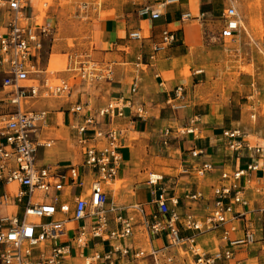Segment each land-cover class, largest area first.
<instances>
[{
	"label": "built area",
	"instance_id": "1",
	"mask_svg": "<svg viewBox=\"0 0 264 264\" xmlns=\"http://www.w3.org/2000/svg\"><path fill=\"white\" fill-rule=\"evenodd\" d=\"M180 1L163 0L157 6L147 3L139 14L155 20L163 14L161 7ZM225 2L219 36L235 40L243 28L239 0ZM32 8L33 0H0V264H214L233 259L238 246L261 243L264 249V238H258L250 227L232 238V233L239 230L237 221L248 211L252 173L264 168L256 160L264 159V140L255 143L250 133L240 128L223 131L226 146L237 158L247 152L252 159L245 167L222 169L210 195L198 189L181 198L162 184V174L151 172L148 182L159 185L154 207L109 204L107 187L115 182L123 158L120 130L104 126L100 120L124 117L126 109L137 118L146 117L145 106L132 99L139 89L137 79L131 84V95L113 97L100 107L95 108L91 101L70 103L68 110L80 117L70 124L82 153L80 162L38 163L39 150L54 146L58 138L47 133L51 111L35 108L33 103L68 98L77 83H110L116 72L114 62L96 60L88 50L77 49L68 51L64 75L58 74L59 70L38 67L34 58L40 56L47 41L54 40L56 30L51 20H39L38 14H32ZM206 15L205 11L194 14L189 10L182 13V19L202 20ZM130 37L141 40L144 35L134 30ZM177 41V30L163 29L161 40L152 44L150 60L156 58L157 51ZM259 48L264 52V36ZM143 55L136 56L137 67L146 63ZM202 72L203 68L196 70ZM185 92V85L177 84L167 103L176 109L186 106ZM251 108L253 120L258 115L264 117V107L258 110L253 104ZM198 120L195 116L190 126L178 128L177 133L199 138ZM172 133L171 127L164 129V146ZM202 153L200 148L190 150L194 157ZM187 170L203 178L215 166L206 161ZM259 181L255 196L264 199V177ZM67 183L80 188L72 203L62 201L59 195ZM182 199L210 205L206 213L183 211L179 208ZM238 205L245 210H237ZM138 226L141 239L149 245L131 249L125 241L134 237ZM216 229L222 230L225 244L208 251L198 237Z\"/></svg>",
	"mask_w": 264,
	"mask_h": 264
},
{
	"label": "crops",
	"instance_id": "2",
	"mask_svg": "<svg viewBox=\"0 0 264 264\" xmlns=\"http://www.w3.org/2000/svg\"><path fill=\"white\" fill-rule=\"evenodd\" d=\"M161 1L163 0H151L149 3L157 6ZM161 9L162 16L155 20L141 16L133 18L131 13L106 14L95 18L91 25L92 45L88 51L96 60L114 62L116 72L114 80L110 83H96L91 86L83 82L77 83L72 94L61 102H47L40 99L33 103L35 108H46L51 111L50 131L47 133L49 136L58 138L54 146L60 145L55 153L46 157L40 156V149L37 156L38 163L80 162L82 153L77 145L76 133L70 128V124L79 121L80 117L68 110L70 103L80 100L91 101L95 108L100 107L113 97L131 95V84L135 79L138 80L139 89L138 92L132 94V99L135 103L145 106L146 117L137 118L130 113L129 109H126L124 117L100 120L104 126H114L120 130V153L123 161L115 182L107 187L110 194V205L113 203L129 207L142 204L148 209L154 207L152 202L159 190V185H152L148 182V172L162 174L164 176L162 184L170 189L171 194L181 198L186 192H194L198 189H203L210 195L212 186L219 181L222 169L242 168L252 159L247 152L237 158L226 146L223 131L226 128H240L234 126L232 120L229 121L228 112L212 104L200 103L195 98L194 90L198 84L193 75H197L196 71L190 77L181 74L191 52L200 49L201 45L198 44L202 43L203 36L201 28L190 22L202 20H184L182 13L191 10L194 14H198L204 11L201 3L199 0H181L178 3L167 4ZM31 11L32 14H37L34 5ZM205 12L208 15L209 11ZM166 27L177 30L178 41L157 51L156 58L151 61L149 53L152 52V44L161 40L162 30ZM134 30H139L144 38L132 39L130 32ZM43 51L44 49L38 58H34V62L44 69L49 68V64L47 67L42 65ZM67 53L68 51L66 61ZM140 53L144 54L143 59L146 63L137 67L135 65L136 56ZM51 56L52 51L49 54V61H52ZM62 69L55 68V70ZM1 77L0 74V83ZM189 82H192L193 88ZM177 84L185 85L186 106L176 109L167 103V98ZM195 116L199 118L196 123L200 130L199 138H194L190 134L177 133L178 128L190 126ZM258 118L260 124L248 130L240 128L250 133L255 143H261L264 140L262 124L264 117L259 116ZM167 127H171L173 133L169 138V144L164 146L162 135ZM192 148H200L203 153L194 157L190 154ZM42 153L45 154V152ZM256 160L264 167V159ZM206 161L212 162L215 170L203 178H198L191 170H187V168ZM262 177H264V168L252 173L247 191L251 200L248 211L245 217L237 221L239 230L232 233V238L241 236L248 227L255 231L258 238H264V210H262L264 199L255 196L254 192ZM118 181L123 183L119 189H115L114 185ZM79 190V187L67 183L59 195L62 201L72 203L73 195ZM209 205L202 200L186 202L182 199L179 208L183 211L193 209L206 213ZM236 208L245 210L240 205ZM86 222H89V219ZM226 227L228 228L229 224ZM138 228L141 229L140 226L136 227L134 237L125 241L131 249L149 245L145 239H141V230L139 232ZM221 234V229L211 230L201 234L198 239L206 250L214 251L225 244L221 240ZM156 242L161 244L160 240ZM214 264H264V249L261 243L238 246L235 248L233 259L216 261Z\"/></svg>",
	"mask_w": 264,
	"mask_h": 264
},
{
	"label": "rangeland",
	"instance_id": "3",
	"mask_svg": "<svg viewBox=\"0 0 264 264\" xmlns=\"http://www.w3.org/2000/svg\"><path fill=\"white\" fill-rule=\"evenodd\" d=\"M146 2L151 0H33L39 20H51L56 30L54 40L45 43L42 65L64 69L67 51L90 49L91 25L95 18L127 13H131L133 18L140 17L139 10ZM199 2L202 10L209 13L202 21L190 22L201 28L202 43L198 44L201 45L199 50L191 52L181 74L190 77L203 68L204 72L193 75L198 84L194 90L195 98L200 103L212 104L228 112V119L234 122V126L248 130L260 124L259 115L256 122L251 118L253 104L258 110L264 107V52L259 48L264 36V0H239L243 28L235 40H224L219 36L224 0ZM26 13L29 15L31 11L26 10ZM51 51L52 61H49ZM62 70L58 74L64 75ZM189 85L193 88L192 82ZM63 99L43 101L58 103ZM59 146L41 149L40 156L55 153ZM150 173H147L148 177ZM122 183L116 182L115 189H119Z\"/></svg>",
	"mask_w": 264,
	"mask_h": 264
}]
</instances>
